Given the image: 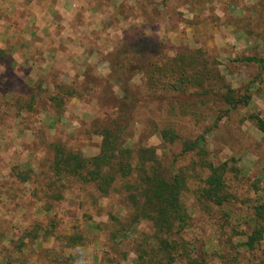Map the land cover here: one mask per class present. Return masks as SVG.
Masks as SVG:
<instances>
[{"label":"rangeland","instance_id":"374dc122","mask_svg":"<svg viewBox=\"0 0 264 264\" xmlns=\"http://www.w3.org/2000/svg\"><path fill=\"white\" fill-rule=\"evenodd\" d=\"M137 36L158 39L172 54L203 48L239 93L251 95L249 105L216 121L223 104L211 93L197 105L199 117L171 114L169 96L158 98L146 85L141 70L151 53L134 55ZM245 56H264V0H0V264H54L56 257H68L65 264H132L134 237L120 239L119 249L110 239L109 213L126 219L124 197H103L75 179L55 181L51 171L53 143L98 154L100 130L123 112L135 141L155 146L169 169H186L191 219L181 235L195 255L206 264H264V238L254 250L242 246L264 201V131L249 119L264 118V67L241 62ZM55 94L61 108L50 99ZM176 98L200 101L195 90ZM165 123L181 139L205 135L208 159L226 163L231 201L202 208L196 191L208 171L198 156L182 153L180 142L151 133ZM136 228L152 227L143 221ZM39 231L44 235L35 239L26 235ZM75 232L84 235L82 244L64 248L59 237Z\"/></svg>","mask_w":264,"mask_h":264},{"label":"trees","instance_id":"16d2710c","mask_svg":"<svg viewBox=\"0 0 264 264\" xmlns=\"http://www.w3.org/2000/svg\"><path fill=\"white\" fill-rule=\"evenodd\" d=\"M160 47L158 39L137 36L132 42L131 50L134 55L140 56L142 53H151L144 60L141 71L152 95L158 98H163L162 94L169 96L171 114H176L180 109L184 114L188 111L199 117V111L202 112V109L197 105L206 103L207 99L203 96L211 93L223 104L217 113L216 121L221 118V114L230 112L232 108L249 105L251 95L239 93L228 82L217 61L207 55L203 48L185 47L172 54ZM239 60L264 67V56H245ZM116 61L122 71L125 67L124 60L118 55ZM191 90H195L200 96V101L190 105L182 102L177 104L176 96ZM67 94H73V91H67ZM50 99L61 108L63 98L59 94L50 96ZM124 114L126 112L110 120L100 130L102 141L98 154L84 156L79 151L68 149L62 143H53L51 171L55 181L75 179L84 184H93L98 194L103 197L111 192L124 197L128 214L126 219L121 221L116 215L109 213V218L113 221L110 239L115 242L114 248L119 249L120 239L134 237L135 259L132 264H206L204 259L195 255L191 242L181 235L191 219L184 198V192L188 188L186 169H169L164 165L155 146L135 141L134 131L130 129V122L125 119ZM249 119L264 131L263 117L252 113ZM154 132L158 133L165 143L174 145L180 142L182 153L198 156V164L208 171V175L203 179L204 184L196 191L202 208L210 212L211 205L222 207L233 199L224 176L226 163L216 165L208 159L209 150L205 135L195 139H181L175 126L169 123L155 124L151 133ZM17 175L22 181L29 179L26 174L19 172ZM255 216L258 223L242 243L245 248L253 250L264 238V225L261 223L264 220V201L255 206ZM143 221L150 222L151 231L136 228ZM26 235L35 239L39 237L40 231L39 234L34 232ZM59 238L63 241V247L70 249L78 247L85 239L80 232ZM60 259L54 258V264H65L64 260L67 263L70 260L68 257ZM79 264L87 263L81 260Z\"/></svg>","mask_w":264,"mask_h":264}]
</instances>
